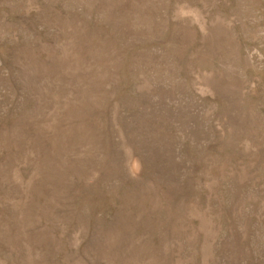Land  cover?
Wrapping results in <instances>:
<instances>
[{
    "label": "rangeland",
    "instance_id": "374dc122",
    "mask_svg": "<svg viewBox=\"0 0 264 264\" xmlns=\"http://www.w3.org/2000/svg\"><path fill=\"white\" fill-rule=\"evenodd\" d=\"M0 264H264V0H0Z\"/></svg>",
    "mask_w": 264,
    "mask_h": 264
}]
</instances>
